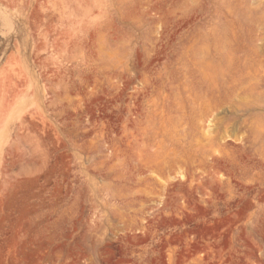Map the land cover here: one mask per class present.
<instances>
[{
    "label": "rangeland",
    "instance_id": "1",
    "mask_svg": "<svg viewBox=\"0 0 264 264\" xmlns=\"http://www.w3.org/2000/svg\"><path fill=\"white\" fill-rule=\"evenodd\" d=\"M263 26L264 0H0V264H264Z\"/></svg>",
    "mask_w": 264,
    "mask_h": 264
},
{
    "label": "bare ground",
    "instance_id": "2",
    "mask_svg": "<svg viewBox=\"0 0 264 264\" xmlns=\"http://www.w3.org/2000/svg\"><path fill=\"white\" fill-rule=\"evenodd\" d=\"M88 1V0H87ZM80 2V1H79ZM86 3H88V2H86ZM84 5V4H83ZM92 5V4H91ZM91 7V6H90ZM93 7V6H92ZM95 8V7H94ZM96 9V8H95ZM82 10V9H81ZM86 10V9H85ZM83 11V10H82ZM90 11H92V10H90ZM93 12V11H92ZM97 12V11H96ZM88 13V12H87ZM90 14V13H89ZM94 14V13H93ZM261 23V22H260ZM264 27V26H263ZM262 30V29H261ZM255 38H256V36H255ZM255 45H253V47H254ZM252 49V48H251Z\"/></svg>",
    "mask_w": 264,
    "mask_h": 264
}]
</instances>
